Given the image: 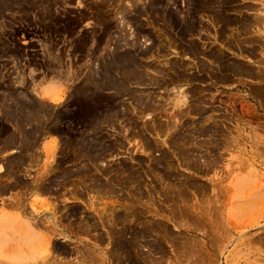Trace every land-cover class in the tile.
I'll return each mask as SVG.
<instances>
[{"label": "rangeland", "instance_id": "374dc122", "mask_svg": "<svg viewBox=\"0 0 264 264\" xmlns=\"http://www.w3.org/2000/svg\"><path fill=\"white\" fill-rule=\"evenodd\" d=\"M24 263L264 264V0H0Z\"/></svg>", "mask_w": 264, "mask_h": 264}, {"label": "bare ground", "instance_id": "6f19581e", "mask_svg": "<svg viewBox=\"0 0 264 264\" xmlns=\"http://www.w3.org/2000/svg\"><path fill=\"white\" fill-rule=\"evenodd\" d=\"M5 2V1H4ZM150 5V4H149ZM198 8V7H197ZM210 9V8H209ZM50 16V15H49ZM126 16V15H125ZM154 18V17H153ZM181 34V33H180ZM218 59V58H217ZM185 98V97H184ZM181 101V100H180ZM186 103V102H185ZM140 104V103H139ZM148 106V105H147ZM184 113V112H183ZM125 117V116H124ZM112 122V121H111ZM90 137V136H89ZM175 142V141H174ZM85 151V150H84ZM120 171V170H119ZM138 173V172H137ZM94 174V173H93ZM106 175V174H105ZM133 175V174H132ZM113 182V181H112ZM185 183V182H184ZM114 184V183H113ZM173 185V184H172ZM171 186V185H170ZM169 186V187H170ZM166 187H167V185H166ZM174 187V186H173ZM178 187V186H177ZM92 188V187H91ZM98 188V187H97ZM187 188V187H186ZM100 189V188H99ZM106 189H107V187H106ZM124 189V188H123ZM168 189V188H167ZM177 189V188H176ZM93 191H94V189H92ZM98 190V189H97ZM166 190V189H165ZM140 191V190H139ZM156 191V190H155ZM168 191V190H167ZM181 191V190H180ZM111 193V192H110ZM179 194V193H178ZM148 195V194H147ZM180 195V194H179ZM129 196V195H128ZM178 197H180V196H178ZM182 197V196H181ZM147 199V198H146ZM179 200V199H178ZM211 200V199H210ZM173 201V200H172ZM179 202V201H178ZM133 204V203H132ZM178 204H176V206H177ZM179 206V205H178ZM180 207V206H179ZM216 209V208H215ZM218 209V208H217ZM220 210V209H219ZM126 211V210H125ZM128 211H130V210H128ZM113 214V213H112ZM109 215V214H108ZM133 216V215H132ZM107 217V216H106ZM110 217H113L112 215L110 216ZM115 221V220H114ZM129 221V220H128ZM219 221H220V219H219ZM85 222V221H84ZM86 222H87V220H86ZM92 222V221H91ZM110 222V221H109ZM132 222V221H131ZM130 222V223H131ZM123 223V222H122ZM219 223V222H218ZM89 224V223H88ZM91 224V223H90ZM40 225V224H39ZM93 226V225H92ZM118 226V225H117ZM120 226V225H119ZM30 231H31V233L32 234H34V232L30 229ZM213 243V242H212ZM33 247V246H32ZM48 250V249H47ZM81 250V249H80ZM76 251V250H75ZM90 251V250H89ZM91 253V252H90ZM90 253H89V255H90ZM84 254V253H83ZM82 255V254H81ZM85 256H86V254H85ZM90 256H92L93 257V255L91 254ZM92 257H90V258H92ZM80 259V258H79ZM94 259V258H93ZM84 260V259H83ZM96 260V259H95ZM128 261V260H127ZM50 262V261H49ZM89 262V261H88ZM98 263V262H97ZM25 264V263H24ZM58 264V263H57ZM61 264V263H60Z\"/></svg>", "mask_w": 264, "mask_h": 264}]
</instances>
